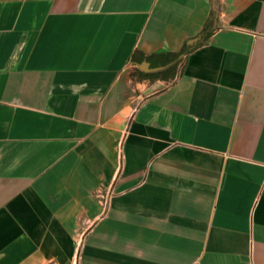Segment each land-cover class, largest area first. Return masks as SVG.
Segmentation results:
<instances>
[{"label":"crops","instance_id":"0c3cea01","mask_svg":"<svg viewBox=\"0 0 264 264\" xmlns=\"http://www.w3.org/2000/svg\"><path fill=\"white\" fill-rule=\"evenodd\" d=\"M0 264H264V0H0Z\"/></svg>","mask_w":264,"mask_h":264},{"label":"trees","instance_id":"16d2710c","mask_svg":"<svg viewBox=\"0 0 264 264\" xmlns=\"http://www.w3.org/2000/svg\"><path fill=\"white\" fill-rule=\"evenodd\" d=\"M203 35H204V31H202L200 37L198 39H200L199 41H194L191 42L189 44H184L180 50L178 52H169L166 54V59L163 60L164 61V65L162 66L163 68H161L159 71L154 73V76L160 75V76H164V74H169V77L172 78L175 74L176 71V67L178 65L179 62H182V57L185 53L189 52L190 50H192L193 48H195L196 46H198L202 39H203Z\"/></svg>","mask_w":264,"mask_h":264},{"label":"water","instance_id":"95a60500","mask_svg":"<svg viewBox=\"0 0 264 264\" xmlns=\"http://www.w3.org/2000/svg\"><path fill=\"white\" fill-rule=\"evenodd\" d=\"M137 67L141 71H148V70H150V68H147V63L146 62H142L141 64H138ZM153 69H156V68H153Z\"/></svg>","mask_w":264,"mask_h":264}]
</instances>
